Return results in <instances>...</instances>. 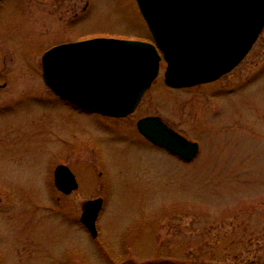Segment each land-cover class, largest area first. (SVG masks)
I'll list each match as a JSON object with an SVG mask.
<instances>
[{
	"label": "rangeland",
	"instance_id": "obj_1",
	"mask_svg": "<svg viewBox=\"0 0 264 264\" xmlns=\"http://www.w3.org/2000/svg\"><path fill=\"white\" fill-rule=\"evenodd\" d=\"M97 38L152 42L136 0L0 6V264H264V29L213 83L171 89L161 63L123 119L66 104L42 80L46 51ZM153 116L197 157L145 141L136 123ZM59 165L78 184L68 197ZM95 199L92 238L80 217Z\"/></svg>",
	"mask_w": 264,
	"mask_h": 264
},
{
	"label": "water",
	"instance_id": "obj_2",
	"mask_svg": "<svg viewBox=\"0 0 264 264\" xmlns=\"http://www.w3.org/2000/svg\"><path fill=\"white\" fill-rule=\"evenodd\" d=\"M152 42L97 38L58 45L41 59L44 84L60 100L84 112L126 118L157 79L162 60L164 83L185 89L217 81L235 69L264 28V0H136ZM152 145L184 162L199 145L159 117L136 123ZM54 186L69 195L78 185L63 165ZM102 200L86 202L80 222L92 238Z\"/></svg>",
	"mask_w": 264,
	"mask_h": 264
},
{
	"label": "flooded vegetation",
	"instance_id": "obj_3",
	"mask_svg": "<svg viewBox=\"0 0 264 264\" xmlns=\"http://www.w3.org/2000/svg\"><path fill=\"white\" fill-rule=\"evenodd\" d=\"M5 1H6V0H1V1H0V6H1ZM86 5H87V3H86ZM0 81H2V73H0ZM4 87H5V86H4L3 84L0 83V89H1V88H4ZM72 193H73V192H72ZM61 194H62V193H61ZM62 195H63V197H68V195H64V194H62ZM96 223H97V220H96ZM96 223H95V224H96Z\"/></svg>",
	"mask_w": 264,
	"mask_h": 264
}]
</instances>
